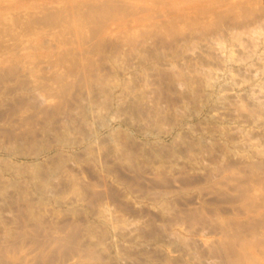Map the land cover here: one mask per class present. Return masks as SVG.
<instances>
[{
  "label": "rangeland",
  "instance_id": "obj_1",
  "mask_svg": "<svg viewBox=\"0 0 264 264\" xmlns=\"http://www.w3.org/2000/svg\"><path fill=\"white\" fill-rule=\"evenodd\" d=\"M0 264H264V0H0Z\"/></svg>",
  "mask_w": 264,
  "mask_h": 264
}]
</instances>
